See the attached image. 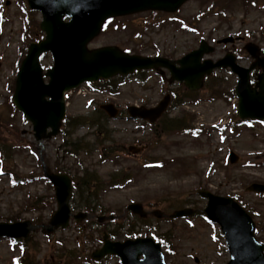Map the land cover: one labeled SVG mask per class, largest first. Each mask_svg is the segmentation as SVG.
Returning a JSON list of instances; mask_svg holds the SVG:
<instances>
[{"label": "rangeland", "instance_id": "rangeland-1", "mask_svg": "<svg viewBox=\"0 0 264 264\" xmlns=\"http://www.w3.org/2000/svg\"><path fill=\"white\" fill-rule=\"evenodd\" d=\"M207 2L189 0L176 13L174 22L165 19L160 26H149L142 30L140 41H131L129 30L121 29L122 24L113 22L111 26L116 30L109 27L103 31L89 49L135 47L142 56L177 59L195 49L200 40H205L215 49L209 58L216 59L224 56L232 46L216 47L214 42L230 36L242 38L233 48L240 50L250 43L264 53V0H228L226 19L212 15L187 27L186 22L203 10ZM22 3V0H0V149L6 153L5 168L0 160V223L29 221L40 225L47 223L55 212L53 189L39 174L38 153L51 171H65L74 178L84 176L86 171L88 175H95L102 187L90 200L91 205L98 208L90 214L91 218L78 224L71 220L66 229L50 234L37 230L18 243L0 239V264L19 263L25 255L26 264H102L90 260L89 255L101 247L99 238L107 220L99 221L97 225L89 223L96 222L97 217L113 215L117 221L109 224L108 229L124 226L125 222L120 219L131 203H140L145 210L155 207L167 214L187 207L196 211V215L189 219L163 220L155 224L158 233L170 232V248L166 253L162 248L167 255V264H226L229 256L218 227L201 216L206 205V201L198 197L201 191L224 198L237 197L241 206L252 212L256 237L264 243V195L246 192L252 183L264 185V122L246 124L235 118L236 99L228 98L236 83L233 75L218 70L213 75V82L197 92L191 103L185 102L178 107L171 104L170 119H179L185 114L198 131L196 135L168 131L150 136L149 129L138 127L124 115L119 120L111 119L103 124L108 138L94 148L97 129L89 124L77 127L70 142L74 146L77 143L83 145V149L89 151L88 155L78 150L77 157L67 154L69 147L63 148L61 135L43 140L40 149L33 138L30 123L20 114L11 112L7 105L21 64V44L25 48L39 34L40 15L30 13L28 9L29 13L24 11L22 8L26 5ZM145 20V14L138 15L131 24L139 26ZM27 25L30 35L24 36L22 33ZM240 56L238 64L248 67L251 62L248 55L242 50ZM40 65L43 71L49 69L51 57L43 55ZM163 79L167 81L165 75ZM164 81L153 72L149 76H134L113 83V95L97 94L86 87L94 94L71 98L66 117L96 119L99 106L105 103H114L123 111L127 106L143 102L153 106L169 89ZM162 121L164 125L170 123L165 117ZM138 139L149 142V149L139 157H125L121 146L134 145ZM115 145L119 146L117 154L105 150L106 146ZM75 149L78 148L70 150ZM229 153L236 155L235 164L228 162ZM146 159L157 165H144ZM110 177L121 179V183L108 188L105 183ZM85 200L86 195L77 197L73 194L70 207L74 214L87 212L82 208ZM126 219L130 222L132 217L127 215ZM143 226L137 224L135 231L138 228L144 230ZM103 264L119 262L109 258Z\"/></svg>", "mask_w": 264, "mask_h": 264}, {"label": "water", "instance_id": "water-1", "mask_svg": "<svg viewBox=\"0 0 264 264\" xmlns=\"http://www.w3.org/2000/svg\"><path fill=\"white\" fill-rule=\"evenodd\" d=\"M185 1L187 0H27L30 9L41 13L39 27L45 38L28 47L27 56L18 72L12 103L31 123L35 140L40 143L58 133L65 115V91L86 82L157 68L168 69L172 81L183 82L192 91L200 89L203 77L209 76L214 69L229 68L237 76L234 93L238 99V118L264 120V59H258V50L252 45H247L245 50L256 62L247 69L238 67L231 55L215 64L208 60L201 64L202 56L211 52L204 43H201L198 50L177 61L179 68L166 59L128 55L116 47L87 49L88 43L99 34L103 23L109 18L148 10L173 13ZM64 18L69 21L65 23ZM232 42V38H227L217 44ZM45 52H50L53 59V67L45 73V77L49 78L47 84L43 82L39 65V57ZM256 66L263 71L257 77L256 84L251 87L249 73ZM167 99L152 109L128 108V113L132 118L155 122L166 109ZM101 109L110 118L116 116L117 110L111 104L103 105ZM128 151L136 154L140 149L129 147ZM229 160L233 164L236 157L230 154ZM42 169L44 177L54 187L56 201V212L48 224L42 226L43 230L49 234L58 228H66L69 218L75 222L86 218L87 215L83 213H70V178L64 174L50 173L44 165ZM246 191L264 193V186L252 184ZM199 196L207 199L203 210L206 218L216 223L225 237L230 257L227 264H264V246L255 240L254 224L246 212L232 199L217 197L208 192H201ZM126 210L145 217L139 204H131ZM191 214L190 210L184 209L173 212L170 218L187 217ZM37 228L28 221L0 223V237L27 238ZM103 242V247L92 254L93 259L99 260L105 255H113L120 258L121 264H165L160 246L149 238L118 243L110 242L104 236Z\"/></svg>", "mask_w": 264, "mask_h": 264}, {"label": "trees", "instance_id": "trees-1", "mask_svg": "<svg viewBox=\"0 0 264 264\" xmlns=\"http://www.w3.org/2000/svg\"><path fill=\"white\" fill-rule=\"evenodd\" d=\"M131 18L130 17H126V18H122V19H117V20H113V21H121V22H130ZM130 52H134V49H127ZM136 52V51H135ZM134 52V53H135ZM137 53V52H136ZM139 75H144V72L138 73ZM213 78H208L207 79V83H206V87L208 86V83L211 84ZM123 80L122 77H116L113 78L109 81L106 82H98L95 84H91L90 86L97 89V90H102V91H107L110 94H114L115 90H113L112 88V84L118 81ZM117 87V86H116ZM191 94L187 91H185L184 95L182 96V99L184 100H189L191 99ZM215 94H218L215 93ZM174 98H176L175 95H173ZM233 97V93L232 91H229V98ZM180 99V97H179ZM103 119L106 120V118L104 117V115L100 112V118L95 122L93 120H90L88 118L86 119H76V118H68L63 124H62V129H61V137H62V141H63V148L65 147H69V149L66 151L67 154L74 156L75 153L77 152L75 150H70L72 148H78L79 151H83V152H87L86 150H84V146L81 144H76V146L72 145L70 142V138L73 136V134L75 133V130L77 129L78 126H83L87 123L90 124L91 127L97 129L95 133L99 134L97 135V139H100L102 137H106L107 131L103 130ZM182 129L183 131H187V132H191V128L189 126V124L185 123V119H182L181 121H179L177 124L175 123L174 125V130H180ZM66 150V149H65ZM5 153H2V157L6 158V156H4ZM55 172L58 173H62L63 171H59L56 170ZM73 181V187L74 190L76 192V195L81 197L82 195H86L87 196V200H85L83 202L82 207L84 208V210H86L89 213H94L96 210V207L91 205V198H95L96 197V193H98L99 191H101L102 185H101V181H97V177L93 174H84V176L80 177V178H72ZM119 184V180L112 178L109 179L106 183L105 186L109 185H117ZM34 204H36V200H34ZM143 225H146L148 227V229L150 228V234L152 238H154L156 241H159L162 245V247L167 246V242H168V234L170 233H166V234H161L157 232V229L155 227H152L150 225H147L144 221H140ZM134 223L130 222L129 223V228L125 231L122 232V224L117 227H115V229L107 231V234L109 236V238L113 239V240H117V239H121V238H129L131 236V233L134 232ZM119 227V228H118ZM137 234H135V236H139V232H136ZM148 233V231H147ZM25 258L21 259V263L25 264Z\"/></svg>", "mask_w": 264, "mask_h": 264}, {"label": "flooded vegetation", "instance_id": "flooded-vegetation-1", "mask_svg": "<svg viewBox=\"0 0 264 264\" xmlns=\"http://www.w3.org/2000/svg\"><path fill=\"white\" fill-rule=\"evenodd\" d=\"M217 60V59H216Z\"/></svg>", "mask_w": 264, "mask_h": 264}]
</instances>
